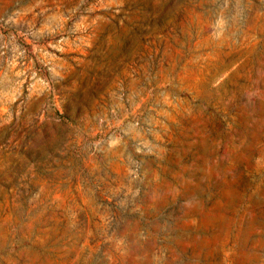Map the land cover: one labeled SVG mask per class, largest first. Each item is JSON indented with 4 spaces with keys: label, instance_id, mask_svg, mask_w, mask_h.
<instances>
[{
    "label": "rangeland",
    "instance_id": "374dc122",
    "mask_svg": "<svg viewBox=\"0 0 264 264\" xmlns=\"http://www.w3.org/2000/svg\"><path fill=\"white\" fill-rule=\"evenodd\" d=\"M0 264H264V0H0Z\"/></svg>",
    "mask_w": 264,
    "mask_h": 264
}]
</instances>
